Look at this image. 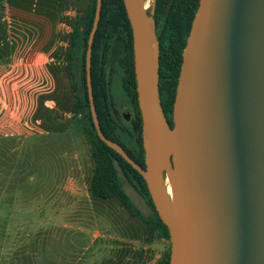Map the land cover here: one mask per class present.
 Masks as SVG:
<instances>
[{
    "label": "water",
    "instance_id": "obj_1",
    "mask_svg": "<svg viewBox=\"0 0 264 264\" xmlns=\"http://www.w3.org/2000/svg\"><path fill=\"white\" fill-rule=\"evenodd\" d=\"M124 4L133 29L145 167L105 136L98 118L91 66L102 0L86 51L98 136L146 180L170 233L169 264H264V0L199 1L173 126L161 103L155 19L144 0Z\"/></svg>",
    "mask_w": 264,
    "mask_h": 264
},
{
    "label": "crops",
    "instance_id": "obj_2",
    "mask_svg": "<svg viewBox=\"0 0 264 264\" xmlns=\"http://www.w3.org/2000/svg\"><path fill=\"white\" fill-rule=\"evenodd\" d=\"M88 2L0 0V139L60 133L74 125L67 51L76 14L84 12ZM65 26L66 33L61 31ZM35 76L43 77L41 90L35 89ZM33 168L3 169L10 175L0 178V264H157L170 251V239L161 228L144 222L120 202L150 228L93 230L87 245L62 246L55 255L42 256L51 248L36 252L30 238L40 231L44 218L64 221L66 227H72L67 221L73 220L76 230L90 234L82 221L102 198L91 192L94 167L84 185L79 179L69 183L50 175L14 179L15 172H34Z\"/></svg>",
    "mask_w": 264,
    "mask_h": 264
},
{
    "label": "trees",
    "instance_id": "obj_3",
    "mask_svg": "<svg viewBox=\"0 0 264 264\" xmlns=\"http://www.w3.org/2000/svg\"><path fill=\"white\" fill-rule=\"evenodd\" d=\"M199 1L157 0L158 12L162 14L165 12L162 11L163 5L167 2L170 5L165 21L168 28L164 36L160 37L159 84L161 103L171 126L174 124L173 105L182 65L181 53L185 42L171 40L170 36L174 32V22L180 18L183 8L187 10V21L190 27ZM96 3L97 0H89L86 10L83 13L78 11L76 14L67 51L68 70L75 97L73 116L81 111L87 117L84 131L90 138L95 161L91 192L97 197L118 199L133 215L152 226L161 228L163 235L170 239L168 227L156 210L143 175L98 136L93 123L86 81V51L95 17ZM108 70L111 73L110 77L112 74H121L123 88L129 97L133 98L135 111L128 122L114 106ZM91 76L94 101L103 133L109 139L120 143L128 155L144 168V128L136 89L133 29L124 0H102L101 17L92 46ZM117 165L120 166L127 180L145 198L154 211L153 215L144 216L133 205L122 188ZM169 262L170 251L157 264H169Z\"/></svg>",
    "mask_w": 264,
    "mask_h": 264
},
{
    "label": "rangeland",
    "instance_id": "obj_4",
    "mask_svg": "<svg viewBox=\"0 0 264 264\" xmlns=\"http://www.w3.org/2000/svg\"><path fill=\"white\" fill-rule=\"evenodd\" d=\"M149 1L150 0H145L146 5ZM67 29L69 28L65 26L61 31L66 33L65 31ZM42 80L43 77L35 76V89H42ZM114 100L116 109L120 113L123 112L125 106L127 107V112L131 110L130 107H128L125 96L120 90V82L117 80L114 84ZM38 118L39 115H37V119ZM73 120L75 122L74 125L65 132L34 134L28 139H0V178L2 174L10 175V173L8 174L3 171L5 168L9 169L11 167H16V170H19L24 166H33L34 172H15L14 175L16 176L14 179L25 180L26 175H33L35 179L40 178L41 175H50L52 179L62 180L65 178L69 183H71L73 179L81 180V185L88 183L95 162L92 157L90 138L84 131L87 117L85 113L80 111L73 116ZM125 120L128 122L129 118ZM45 168L47 172L44 173ZM117 169L122 188L130 197L133 205L137 207L144 216L153 215L154 211L150 205L127 180L119 165H117ZM3 178H5V176ZM98 201L99 206H97L96 210H90V217L82 221V225L87 229L89 228L88 230L91 231L90 234L87 232L80 233L76 230L73 220L67 221V223L73 224L72 227H66L62 224L64 221L59 223V221L54 222L44 218L43 221H41L43 225L40 231L36 233L32 232L30 238L31 242L34 244L35 251L38 252L39 249H42L41 252H44L47 246L51 248L49 249L50 251H46L45 254H40H42V256L50 255V253H52L51 255H55L57 250L62 246L70 247L72 244L85 246L89 243L93 230L97 229L102 232L109 230L115 233L122 228L127 230L132 229L136 232L144 228H150V226L145 224L141 219L132 216L118 199L102 198ZM119 209H122V211ZM21 235L24 236V232H22ZM73 240H75V242H73Z\"/></svg>",
    "mask_w": 264,
    "mask_h": 264
},
{
    "label": "flooded vegetation",
    "instance_id": "obj_5",
    "mask_svg": "<svg viewBox=\"0 0 264 264\" xmlns=\"http://www.w3.org/2000/svg\"><path fill=\"white\" fill-rule=\"evenodd\" d=\"M155 3V10H154V14H152V10H153V4ZM169 2H167L165 5H163V10L165 11L163 12V14L161 12H158V7H157V0H150L149 3L146 5V2L144 0V8L147 12V14L151 17H153L155 19V28H154V32L155 35L159 41V47H160V54H161V40L160 37L164 36L166 29L168 28V24L165 23L166 18H167V10L169 8ZM187 10L185 8H183L182 12H181V16L178 20H175L174 22V32L171 33V40L177 41V42H181L184 41L185 42V46L188 40V36L192 27V23H193V19H192V23L189 27L188 21H187V16L188 14L186 13ZM164 15V17H162ZM185 46L182 50L181 56H182V61H183V52L185 49ZM159 60H160V56H159ZM160 70V67H159ZM108 74V78H110V90L113 96V100H114V84L115 81H119L120 82V90L123 93V95L125 96L127 103H128V107H130V113L126 111V106L123 108V112H121V115L125 118L128 119L129 121L131 120V118L134 115V108H135V104L133 101V98L129 97L128 93L125 91V88H123V82H122V76L121 74H112V76L110 77V70L107 71ZM136 76V74H135ZM159 78H160V73H159ZM179 80V79H178ZM137 83V80H136ZM136 89H137V84H136ZM159 89H160V84H159ZM139 102V99H138ZM114 106H115V100H114ZM116 107V106H115ZM173 117V114H172Z\"/></svg>",
    "mask_w": 264,
    "mask_h": 264
},
{
    "label": "bare ground",
    "instance_id": "obj_6",
    "mask_svg": "<svg viewBox=\"0 0 264 264\" xmlns=\"http://www.w3.org/2000/svg\"><path fill=\"white\" fill-rule=\"evenodd\" d=\"M147 135H149V131H147V133H146ZM168 193H171V186L170 185H168Z\"/></svg>",
    "mask_w": 264,
    "mask_h": 264
}]
</instances>
